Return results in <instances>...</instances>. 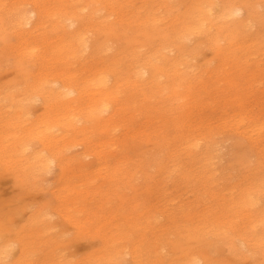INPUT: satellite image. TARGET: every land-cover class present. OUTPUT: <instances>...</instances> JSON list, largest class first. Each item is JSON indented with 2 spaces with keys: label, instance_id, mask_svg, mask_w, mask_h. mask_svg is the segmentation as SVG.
I'll list each match as a JSON object with an SVG mask.
<instances>
[{
  "label": "rangeland",
  "instance_id": "rangeland-1",
  "mask_svg": "<svg viewBox=\"0 0 264 264\" xmlns=\"http://www.w3.org/2000/svg\"><path fill=\"white\" fill-rule=\"evenodd\" d=\"M37 2L49 14L22 37L8 18ZM112 4L68 35L62 17L91 0H0V264H264V132L256 146L244 132L264 125V0ZM237 4L250 17L234 32L221 14ZM194 6L201 31L156 35ZM179 50L178 70L139 76ZM101 70L119 80L110 97L90 84L49 108L32 89Z\"/></svg>",
  "mask_w": 264,
  "mask_h": 264
},
{
  "label": "bare ground",
  "instance_id": "bare-ground-1",
  "mask_svg": "<svg viewBox=\"0 0 264 264\" xmlns=\"http://www.w3.org/2000/svg\"><path fill=\"white\" fill-rule=\"evenodd\" d=\"M112 1H113V4H112ZM91 3L93 5L92 10L89 11V14L87 15H82L77 11V12H73V14H68V15H65V17H62L61 24L63 25L64 30L65 32H67L68 35L75 34L77 29L81 25V23L92 20L95 16L94 11L101 9V7H107L108 4H112V11L114 12L115 10H117L115 6L119 7L121 4V0H91ZM96 3H99V5L101 6L96 5ZM196 6L192 7L191 9L187 8L188 10L186 9L187 10L186 14L184 13L185 15L181 17V20H180V17L174 16V18L176 19V23L172 24L171 27L166 31H163L162 29H157L156 35L162 38H167V40L171 38L175 42H177L179 39H182L184 35H188L196 31H201L200 29L204 26L205 20L201 21V19L198 18L197 15H191V13L196 14L195 9L197 8L198 10V7ZM222 8L224 12L221 15H224L227 17H230V16L235 17L234 22L229 24L231 26L229 28L231 29V31H234V32H238L239 28L244 26L247 23V19L250 17V9H249V6L246 4H237V5H231V6L224 5ZM48 12H49V8L46 3L37 2V5L35 6V8L32 11H30L28 14H25L20 21L17 18L13 19L12 16H9L8 25L11 27H15V28L20 27L22 37H24L28 33L25 32L23 28L25 27L30 32H34L38 30L40 28L41 23L45 21V16L49 14ZM88 17L89 19H87ZM72 26H75V27L73 29H69ZM221 28L222 27H216L217 31L212 33L214 35L213 37L211 36V38L214 39L217 43L219 41V39L217 38V35H222V33L224 32V29H226L224 27L223 29ZM113 30L114 28L113 29L108 28L107 34H109L110 36V33L113 32ZM144 33L146 35H151L149 34V32H146V31ZM224 35L226 37L230 36V34H224ZM164 47L166 46L161 45L158 51H161ZM180 51L181 50H179L177 54L163 53L161 62L158 61L160 58L157 55L153 56L155 59L149 58V61H150L149 64L143 65L142 68L139 69V72H138L139 76L142 78L144 77V79H149L148 77L145 76V74H148L151 80L155 82L154 80H158L159 76L166 70H171V71L178 70L177 67H179V65L183 63V61L180 58ZM218 52L222 53L223 51L220 49ZM224 54H226V52ZM39 58L41 59V61L42 60L45 61L46 56L45 54H42L41 56H39ZM96 74H97V77L93 80L87 77L82 78V81H84L83 83L81 81H74L70 77H64L63 80L54 79V81H56L57 84L48 85L47 82L43 81L40 78V80L37 79L33 83L32 89L36 92L35 95L37 97L42 98L46 106H48L49 108L56 106V104H63L65 106L79 104L82 100V97L85 94L87 86L90 84L95 85L98 88V91L100 90V92L106 90L105 92L106 96L110 97V95L114 91V88H116L118 84L119 80L117 76H114V82L112 84H109V80H111L110 77L112 75H108L104 73V70L97 71ZM170 79H173V77H170ZM175 83L178 84V82H175ZM98 101H101L99 103H96L99 106L93 107L90 110L94 112V116L96 117V119L102 120L103 115H101L100 112L102 109L108 107V104H107L108 100L105 98H100L98 99ZM105 104L106 106L103 108ZM99 107H101L102 109L100 110ZM114 114H116V111L112 113V115ZM71 122L73 123L72 120H68L66 125L71 127L70 125ZM50 126L51 124L47 125L48 128ZM263 128H264V125L255 123V122H252L245 128L246 130L244 132L249 134V137L253 145L256 146L258 136L264 132ZM183 136L186 137L187 134H184ZM90 150L95 152L93 149H90ZM92 151L90 152L91 154L93 153ZM87 155H89V153ZM53 158L54 157H52V159ZM52 159H50V161ZM166 210L168 211L169 208H167ZM10 250H11L10 248H4V246L0 245V261L3 257L10 255V252H11Z\"/></svg>",
  "mask_w": 264,
  "mask_h": 264
}]
</instances>
